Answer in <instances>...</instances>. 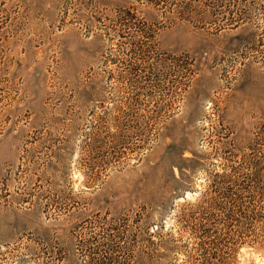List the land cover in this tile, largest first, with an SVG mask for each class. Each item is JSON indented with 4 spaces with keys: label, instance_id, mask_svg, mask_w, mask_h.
I'll list each match as a JSON object with an SVG mask.
<instances>
[{
    "label": "rangeland",
    "instance_id": "obj_1",
    "mask_svg": "<svg viewBox=\"0 0 264 264\" xmlns=\"http://www.w3.org/2000/svg\"><path fill=\"white\" fill-rule=\"evenodd\" d=\"M0 264H264V0H0Z\"/></svg>",
    "mask_w": 264,
    "mask_h": 264
},
{
    "label": "trees",
    "instance_id": "obj_2",
    "mask_svg": "<svg viewBox=\"0 0 264 264\" xmlns=\"http://www.w3.org/2000/svg\"><path fill=\"white\" fill-rule=\"evenodd\" d=\"M256 178H257L256 176L248 177V182L249 183H247V185H245V186H241V189H243V190L240 191L237 194H234L235 195L234 201L236 202L235 205H237V206L239 205L240 209L248 210V206H246V204H244L245 196H248V197L253 199V195H254L255 189H254V187L252 185V182ZM196 205H197L196 203H193V206H196Z\"/></svg>",
    "mask_w": 264,
    "mask_h": 264
}]
</instances>
